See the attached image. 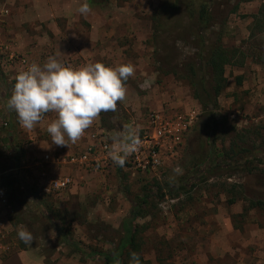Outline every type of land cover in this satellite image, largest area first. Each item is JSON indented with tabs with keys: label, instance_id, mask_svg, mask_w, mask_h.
<instances>
[{
	"label": "rangeland",
	"instance_id": "1",
	"mask_svg": "<svg viewBox=\"0 0 264 264\" xmlns=\"http://www.w3.org/2000/svg\"><path fill=\"white\" fill-rule=\"evenodd\" d=\"M10 1L0 0L6 11L4 18L0 17V43L17 50L12 41L5 40L11 27L26 36L23 47L37 35L35 46L44 52H25L31 62L43 65L49 56L56 57L55 47L61 41L54 34L56 23L62 40L66 37L73 46V41L84 40L80 45L87 51L91 48L87 58H92L93 64L134 66L116 114L102 112L89 127L90 133L106 131L118 146V135L126 137L132 124L141 126L151 110L178 113L196 109L201 114L172 164L145 173L119 169V165L73 169V184L51 194L45 189L49 179L59 174L58 165H47L55 166L51 169L36 166L42 156L35 155L30 129L24 128L8 107L15 84L13 73L0 67L5 83V88H0V223L7 234L4 243L10 248L0 264H107L105 255L118 253L131 202L138 203L147 194L148 216L134 224L139 246L135 253L141 264H264V207L250 205L264 203V162L253 159V155L264 158V0L83 1L91 4V11L75 22L69 19V3ZM175 2L173 13H159L160 8ZM201 5L211 9L210 29L195 28L197 14L192 13ZM11 10L17 22L10 20ZM38 11L43 15L40 20L33 18ZM200 34L206 37L205 50L209 52L220 37L224 48L241 53L233 58L236 64L226 67V88L218 98L212 90L215 79L211 69L204 67L199 74L210 95L201 92L211 101L207 111L194 98L191 81L197 79L191 78L187 67L198 62ZM240 136L246 140L240 142ZM213 142L216 153L229 150L231 144L242 146L245 152L237 158L241 167L224 169L190 193L173 197L168 185H176L181 177L201 169L197 165L208 157ZM78 151L52 155L63 157ZM233 171L237 172L231 174ZM21 179L35 189L51 216L61 221L70 243L60 240L42 211L26 197ZM20 225L32 233L30 245L18 238ZM128 263L127 253L117 261Z\"/></svg>",
	"mask_w": 264,
	"mask_h": 264
},
{
	"label": "clouds",
	"instance_id": "2",
	"mask_svg": "<svg viewBox=\"0 0 264 264\" xmlns=\"http://www.w3.org/2000/svg\"><path fill=\"white\" fill-rule=\"evenodd\" d=\"M77 11L86 15L91 8L83 3ZM134 71L130 63L113 68L97 62L73 68L49 56L43 65L32 63L16 76L8 107L26 129H33L46 113H55L47 132L52 145L68 147L69 142L81 138L101 112L116 110L118 102L126 97V82ZM121 137L122 134L116 138L118 149L108 155L123 167L140 140L133 135ZM17 236L27 245L34 239L23 225L18 226ZM130 264H141L137 253L130 254Z\"/></svg>",
	"mask_w": 264,
	"mask_h": 264
},
{
	"label": "built area",
	"instance_id": "3",
	"mask_svg": "<svg viewBox=\"0 0 264 264\" xmlns=\"http://www.w3.org/2000/svg\"><path fill=\"white\" fill-rule=\"evenodd\" d=\"M31 62L26 56L8 44L0 43V66L7 70L10 66H17L21 72L26 70ZM71 66L70 64H65ZM200 111L190 109L173 113L169 111L151 110L146 114L143 124L136 127L131 125L128 135L138 137L140 144L131 152L124 164V168L139 172H155L176 161L186 134L199 120ZM7 125V123H5ZM92 143L82 152L69 155L53 156L45 154L36 166L58 165L73 169L87 170L93 168H109L117 165L108 155L110 151L118 149V146L109 139V134L101 130L90 135ZM46 166L44 169L46 170ZM48 168L50 166H47ZM50 169V168H49ZM48 169V170H49ZM47 171L42 172L45 175ZM74 182L72 173L58 174L49 179L45 192L59 194L70 187ZM2 193V191H0ZM0 223V262L4 259L9 246L4 243L6 233L2 231Z\"/></svg>",
	"mask_w": 264,
	"mask_h": 264
},
{
	"label": "trees",
	"instance_id": "4",
	"mask_svg": "<svg viewBox=\"0 0 264 264\" xmlns=\"http://www.w3.org/2000/svg\"><path fill=\"white\" fill-rule=\"evenodd\" d=\"M251 1V0H246ZM177 9L176 2L172 4H168L166 6H163L160 8L159 13H173V10ZM211 9L209 7H206V5H201L198 9V12H193L192 15L197 14L195 16V24L196 29H210L213 27L212 24V16H211ZM158 14V13H157ZM158 23V20L156 21ZM200 31V30H199ZM200 41V50L198 51V62H190L187 64V67L189 69V73L192 76L191 78L197 79L196 81H191L192 86L195 90L194 98L199 101L204 111H207L208 105L211 103L209 99H205L201 94L204 93V95L210 96L209 92L206 88V83L204 79L198 78L199 74L202 73V69L204 67H207L211 69V72L214 75V86L212 87L213 93L215 94V97L218 98L223 91L226 88L227 79L225 77V69L229 65L236 64L235 61H233V58L237 55V52L241 56V53L238 50H233V53L224 48L222 46L221 38H217L216 42L211 47L212 50L209 52V49L205 50V42L207 41L204 34L199 35ZM206 51V53H204ZM208 51V52H207ZM206 57V58H205ZM241 66V65H240ZM1 67V66H0ZM5 70V69H4ZM238 81L239 84H241V79ZM0 88H5V83L3 84V78L0 71ZM202 92V93H201ZM111 115L116 114L115 111H110ZM215 117H210V120L214 122ZM238 137V135H237ZM240 142L241 140L245 141L246 137L242 138L240 136ZM211 149L208 157L201 163L197 165H201V169H195L188 173L187 175L181 177L179 179V182L176 185H168V192L172 193L173 197H177L179 194H188L193 189H195L197 186H199L201 183H203L208 177H217L221 175V172L225 170L229 171L231 166H235V168L239 169L241 167L239 156L243 155L245 150L242 146H238V144H231L229 147V150L226 151H220L219 153H216V145L215 142L211 143ZM253 159L257 161L259 164L264 162V158L262 156L258 157L257 155H253ZM119 169L122 167L118 166ZM238 171V170H237ZM237 171H233L234 174ZM230 174V173H229ZM22 187L25 191L26 197L32 201L41 211L44 217L48 220V222L52 225V227L55 229L57 234L60 236V240L63 242L70 243L67 241V236L64 233L63 230V224L61 221H59L57 218H54L51 216L50 212L47 210L46 205L43 203L41 197L38 195V193L35 191L34 188L30 187L25 180L21 179ZM140 201L138 203L131 202V210L129 212L128 217L125 219L123 223V231L124 235L120 241V244L117 248V254L110 255L106 254V262L107 264H117V261L120 256H124L126 253L130 257V254L133 252H136L139 249V246L137 245V233L138 229L135 227V221L138 219H143L146 216H148V212L146 209L149 205V196L144 195L143 197L139 198ZM231 203H234L235 200L232 199L230 201ZM250 205L252 208L256 207H264V203L262 201L258 202H251ZM77 250H79L77 247H75ZM124 253V254H123ZM129 264V263H128Z\"/></svg>",
	"mask_w": 264,
	"mask_h": 264
},
{
	"label": "crops",
	"instance_id": "5",
	"mask_svg": "<svg viewBox=\"0 0 264 264\" xmlns=\"http://www.w3.org/2000/svg\"><path fill=\"white\" fill-rule=\"evenodd\" d=\"M83 1H87V2L92 4L94 0H58L57 3L62 2V3H67V4L69 3L70 4L69 10H71L72 13H70L71 16L69 19L74 20V22H75L76 20H78V18L83 17V15H81L77 11L78 8L83 4ZM10 2H12V1L8 0V3H10ZM51 3H52V1H51ZM78 4H80V5H78ZM91 4H89V5H91ZM27 11L31 12L29 9ZM0 12H1L0 17L4 18V12H6V11H4V2L2 4H0ZM8 14L15 15V13H13L12 10L9 11ZM13 15L11 16L10 20H14V22H17V19L15 20L16 16H13ZM42 16L43 15L41 14V12L38 11V14L36 13V16H34L33 18L36 20H40L42 18ZM54 24H55L54 25V31L56 32L54 34L56 35V39H58L57 40L58 42L61 40L57 44V46L59 45V47H55L57 59L60 60L64 64H66L67 62H70V65L73 68H79V67L85 66V65L90 64V63L93 64V62L91 61L93 59L87 58L88 55L90 57L89 50L91 48L87 51V48H84L83 45L82 46L80 45L81 42L82 43L84 42V40L83 39H81L82 41H77V40L73 41L72 40L75 43V46L71 45L70 41H68L66 39V37H64L63 40L61 38H59L62 33L60 32L59 28H57L56 23H54ZM17 27H19V26H17ZM21 31L22 30L19 28L11 27L5 35V40L10 41V42L12 41L13 45L16 46L15 48L23 54H25V52H26V54L27 53L32 54V52L33 53L37 52L40 54V53L44 52V50L41 49V47L39 48V47L35 46L37 39H38L37 35H35V37H33V39L27 40V42L29 43L28 47H23L24 45L22 43L26 39V36L23 37V33ZM35 38H37V39H35ZM76 46H78V47H76ZM92 48H94V47H92ZM102 48L104 49V47H102ZM97 52H99V51L97 50L96 53ZM26 54H25V56H26ZM32 60H34V58H32ZM7 70L9 72L13 73L10 75H11V78L14 79V81L16 80V76L21 72L20 68L17 66H10L7 68ZM101 116H102V112L99 114L98 117H101ZM55 118H56L55 113H53V112L46 113L44 115V118L39 123H37L33 129H30V131H29V136L31 137V139H33L35 141L34 143L36 146L34 148L37 150V151L35 150V155H36V153L38 154V155H36L37 157L41 158V156L43 157L45 154H51L52 155L53 152L57 153L58 151L61 153L63 152L64 154H68L69 151L74 152V151H76L77 148L79 149L78 152H82L92 143V139L90 137V135L92 133H90V131H89L90 128H88L87 130H85L84 134L81 136V138L77 142H75V143L69 142L68 147L67 146L52 145V140H47V139H51V136L47 132V126ZM99 132H100V129H97L96 132L94 131L93 133H99ZM40 149H41V151H42V149H45V151H43L42 153H41V151L38 152V150H40ZM47 150H49V151H47ZM52 167H55V166H50L49 168L51 169ZM56 169H59L60 172L57 170L54 172H56V173L59 172V174H67V173L73 174L72 169L68 168V167L63 168V169H61V167H56Z\"/></svg>",
	"mask_w": 264,
	"mask_h": 264
}]
</instances>
